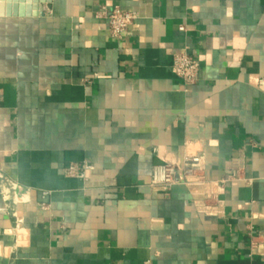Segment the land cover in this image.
<instances>
[{
	"label": "crops",
	"instance_id": "obj_1",
	"mask_svg": "<svg viewBox=\"0 0 264 264\" xmlns=\"http://www.w3.org/2000/svg\"><path fill=\"white\" fill-rule=\"evenodd\" d=\"M35 1L0 4V174L26 200L0 215V264H264V0ZM115 7L139 15L122 39L97 18ZM200 156L211 182L239 174L222 219L195 210L204 186L150 187Z\"/></svg>",
	"mask_w": 264,
	"mask_h": 264
},
{
	"label": "built area",
	"instance_id": "obj_2",
	"mask_svg": "<svg viewBox=\"0 0 264 264\" xmlns=\"http://www.w3.org/2000/svg\"><path fill=\"white\" fill-rule=\"evenodd\" d=\"M98 19L107 21L109 33L114 39H122L128 34L130 29L137 23L139 15L127 12L120 7H115L112 11L104 8L97 14ZM183 32L184 28L181 27ZM173 74L184 81L188 86L198 82L200 76V63L188 51H180L174 56L172 67ZM93 167L88 162L81 164L73 163L65 168L64 173L67 178L86 180L87 174ZM239 180V174L232 175L226 180L211 182L206 177L205 158H185L177 164L168 163L153 168L150 187L164 193L170 192L177 186L200 185L205 187L206 194L203 198L193 201V206L198 214L208 218L222 219L225 217V202L221 199L223 189L229 182ZM18 186L5 175L0 174V195L6 206L0 208V215H6L11 211L12 205L25 204V196L19 195ZM50 192L42 193L40 207L48 209V199ZM16 221L19 218L13 213ZM250 245L252 253L264 258V237L261 235L251 236Z\"/></svg>",
	"mask_w": 264,
	"mask_h": 264
},
{
	"label": "water",
	"instance_id": "obj_3",
	"mask_svg": "<svg viewBox=\"0 0 264 264\" xmlns=\"http://www.w3.org/2000/svg\"><path fill=\"white\" fill-rule=\"evenodd\" d=\"M37 4L41 5V9L43 8V5L46 3H50V0H37L35 1ZM14 3L17 4V0H0V4L2 5V8H6L7 10V17H12L13 16V11H14ZM28 3L31 4L33 3V0H28Z\"/></svg>",
	"mask_w": 264,
	"mask_h": 264
}]
</instances>
